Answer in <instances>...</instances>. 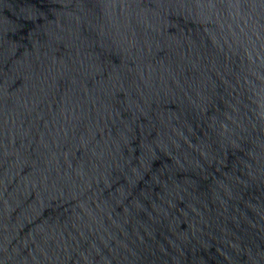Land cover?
I'll return each instance as SVG.
<instances>
[{
  "label": "water",
  "instance_id": "water-1",
  "mask_svg": "<svg viewBox=\"0 0 264 264\" xmlns=\"http://www.w3.org/2000/svg\"><path fill=\"white\" fill-rule=\"evenodd\" d=\"M0 264H264V0H0Z\"/></svg>",
  "mask_w": 264,
  "mask_h": 264
}]
</instances>
